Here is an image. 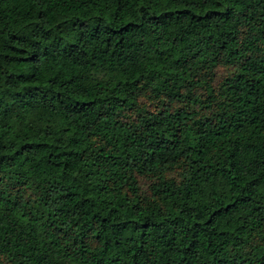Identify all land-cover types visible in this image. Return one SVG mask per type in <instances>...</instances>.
<instances>
[{"label": "trees", "instance_id": "trees-1", "mask_svg": "<svg viewBox=\"0 0 264 264\" xmlns=\"http://www.w3.org/2000/svg\"><path fill=\"white\" fill-rule=\"evenodd\" d=\"M0 264H264V0H0Z\"/></svg>", "mask_w": 264, "mask_h": 264}]
</instances>
